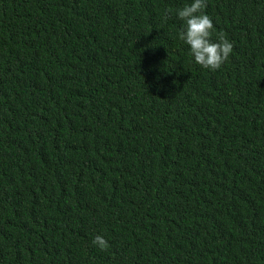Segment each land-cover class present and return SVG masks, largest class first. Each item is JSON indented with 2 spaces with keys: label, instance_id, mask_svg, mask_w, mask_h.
<instances>
[{
  "label": "trees",
  "instance_id": "trees-1",
  "mask_svg": "<svg viewBox=\"0 0 264 264\" xmlns=\"http://www.w3.org/2000/svg\"><path fill=\"white\" fill-rule=\"evenodd\" d=\"M192 2L0 0V264H264V0Z\"/></svg>",
  "mask_w": 264,
  "mask_h": 264
},
{
  "label": "clouds",
  "instance_id": "clouds-1",
  "mask_svg": "<svg viewBox=\"0 0 264 264\" xmlns=\"http://www.w3.org/2000/svg\"><path fill=\"white\" fill-rule=\"evenodd\" d=\"M206 7V0H193L191 4L177 10L178 18L185 24L179 39L190 46V55L198 65L216 71L228 61L234 46L223 31L217 33L215 41L212 40L214 24L212 18L205 14ZM167 11L171 12L172 9ZM93 244L102 251L109 247L108 242L99 235Z\"/></svg>",
  "mask_w": 264,
  "mask_h": 264
}]
</instances>
